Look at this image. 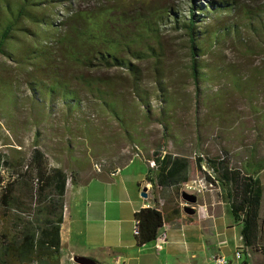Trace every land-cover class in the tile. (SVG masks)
<instances>
[{
  "label": "trees",
  "instance_id": "16d2710c",
  "mask_svg": "<svg viewBox=\"0 0 264 264\" xmlns=\"http://www.w3.org/2000/svg\"><path fill=\"white\" fill-rule=\"evenodd\" d=\"M76 1L0 0V55L26 72L31 108L35 113L43 111L44 119H49L56 105L64 109L67 119L80 113L85 100L82 96H86L116 121L137 151H144L139 139L133 138L138 127L126 115L127 105L122 100L126 86L143 121L157 122L162 127V141L151 156L143 159L146 164L150 160L156 163L154 168L148 167L154 173L148 181L163 201L160 209L147 206L134 214V238L140 246L156 238L168 210L174 217L183 214L179 207L181 189L191 179L192 162L188 157L166 152V141L174 137L175 103L165 80L160 23H169L173 16L174 28L186 34L188 75L194 86L195 105L208 108L206 102H211L217 111L221 109L220 92L216 90L209 97L205 85L224 76L232 89L250 92L264 70L250 69L241 74L233 61H225L226 54L233 47L241 57L264 56V27L253 26L254 10L237 0H191L184 20H178L171 8L146 6V0H133V5L128 6L121 0H93L85 7ZM235 11L242 13L248 24L224 20ZM52 15L60 17V21L56 22ZM29 24L37 29H30ZM242 27L246 32L251 29L255 43L248 42ZM144 62L149 63L153 88L143 83ZM100 73L105 75L101 77ZM52 84L56 85L54 90L50 88ZM153 99L159 102L156 115L152 111ZM80 124L78 129L85 140H97L88 121L84 119ZM193 163L207 182L220 183L233 221L240 225L243 249L256 251L264 188L255 175L262 167L254 162L256 168L252 169L253 162L245 160L241 168L232 167L224 150L212 157L201 153ZM68 180L76 183L77 177H69L60 167L50 165L37 145L25 159L11 160L0 152V264H59V233Z\"/></svg>",
  "mask_w": 264,
  "mask_h": 264
},
{
  "label": "rangeland",
  "instance_id": "374dc122",
  "mask_svg": "<svg viewBox=\"0 0 264 264\" xmlns=\"http://www.w3.org/2000/svg\"><path fill=\"white\" fill-rule=\"evenodd\" d=\"M121 1L127 6L133 5V0ZM237 1L254 10L251 18L253 26L264 27V0ZM76 2L82 7L94 3L93 0H77ZM190 5L191 0H146V6L150 8L173 9L178 20L187 18ZM60 10L62 11L63 8ZM239 11H235L229 17L224 16V20L228 19L241 26L247 23L244 15ZM54 17L56 22L60 21V17L52 15V18ZM172 17L169 23L165 20L160 23L165 80L168 92L171 93L175 103L172 124L174 137L166 141V152L188 157L192 162L190 181L204 178L193 163L194 158L201 153L212 157L219 155L223 150L227 151L231 166L237 168H241V163L245 160L253 162L251 168L255 169L254 162H257L256 164L262 169L255 177L261 181L264 188V72L263 76L256 77L250 92H247V89L234 90L228 84L226 77L218 78L213 84L205 85V94L210 97L216 90L220 92L221 109L218 111L214 109L211 102H206V105H209L208 108L196 107L194 86L188 75L187 37L182 30L174 28ZM28 26L32 30L37 29L32 24ZM241 31L249 43L256 42V38L250 32L251 29L246 32L242 27ZM226 56L225 61L234 62L233 64L241 74H246L250 69L264 70V56L241 57L240 52L233 47L228 49ZM141 65L144 70V85L147 88H153L154 82L152 73L148 69L149 63L144 62ZM103 75L105 73H100L99 76L103 77ZM26 77V72H21L15 63L0 55V152L11 160L27 158L33 146L37 145L44 151L50 165L60 167L69 177L71 175L77 177L79 174L85 176L89 175L90 170L96 173V169L119 166L127 158L135 155V152H138L141 158L149 157L152 150L163 139L162 127L157 122H146L140 117L139 107L133 101L126 86L122 90L125 92L122 94V100L127 105L126 115L135 121L138 134L132 133L133 138L139 139L144 151H137L128 141L125 133L120 130L116 121L86 96H82L85 100L80 113L76 112L68 119L65 118V111L60 105H56L49 119H44L43 111L36 112V116L35 110L30 105L29 92L25 85ZM249 81L247 80L248 83ZM243 83L240 81L241 85ZM54 87H56L55 84L50 86L51 89ZM151 105L156 115L159 102L153 99ZM84 119L88 121V128L92 134H95L97 140L93 139L92 142L85 140L78 129L80 122L82 123ZM9 129H12V132ZM82 130L84 132V128ZM36 132L38 136H35ZM186 193L193 194L195 197L205 193L211 194L225 201V192L219 182L201 193L196 191H186ZM179 201L185 203L182 199ZM262 204L257 250L247 249L242 257V260L246 258L247 264L250 263L249 253L252 254L253 264H264V193ZM191 206L195 207L196 204ZM223 220L224 218L221 217L220 222ZM233 225L238 224L233 221ZM220 236L226 244L220 256L232 262H238L234 260L235 250L238 248L236 246L239 238L238 229L221 233Z\"/></svg>",
  "mask_w": 264,
  "mask_h": 264
},
{
  "label": "crops",
  "instance_id": "0c3cea01",
  "mask_svg": "<svg viewBox=\"0 0 264 264\" xmlns=\"http://www.w3.org/2000/svg\"><path fill=\"white\" fill-rule=\"evenodd\" d=\"M96 170L79 174L76 183H66L59 264H77L76 256L97 264H209L226 246L220 234L234 229L239 234L236 246L241 245L240 225H233L227 202L205 193L196 197L194 214L185 213L186 203L180 201L183 214L174 217L168 210L156 238L138 246L133 235L134 214L147 206L160 209L163 201L148 181L153 179V171L137 154L126 164ZM144 188L145 198L141 196ZM245 251L238 262L228 260V264L246 263V258L242 260ZM249 258L253 264L250 253Z\"/></svg>",
  "mask_w": 264,
  "mask_h": 264
},
{
  "label": "built area",
  "instance_id": "2783aa9c",
  "mask_svg": "<svg viewBox=\"0 0 264 264\" xmlns=\"http://www.w3.org/2000/svg\"><path fill=\"white\" fill-rule=\"evenodd\" d=\"M147 166L149 168H154L156 166V163L154 160H150V161H148ZM202 169L205 170L204 165H202ZM210 177L212 180H214V178L212 176H210ZM211 186H212V184L207 182L204 178H199L197 180L188 181L186 184H184L182 186L181 192L196 191L197 193H201ZM135 232H136V225H135V221L133 220V235L135 234ZM240 241H241V237H240ZM243 250L244 249H243L242 242H241V245L238 246V248H236V251H235L234 257L236 260H239L241 258ZM213 263L214 264H228L229 261L226 258H224L223 256H215L213 258Z\"/></svg>",
  "mask_w": 264,
  "mask_h": 264
},
{
  "label": "water",
  "instance_id": "95a60500",
  "mask_svg": "<svg viewBox=\"0 0 264 264\" xmlns=\"http://www.w3.org/2000/svg\"><path fill=\"white\" fill-rule=\"evenodd\" d=\"M141 196L144 198L147 196V194L145 192V188L143 189ZM181 198L186 203L183 207V211L187 214H194L195 209L191 205L195 204V202H196L195 195L188 194L186 192H181ZM73 260L77 264H97L96 262H94L88 258H85V257L76 256L73 258Z\"/></svg>",
  "mask_w": 264,
  "mask_h": 264
}]
</instances>
